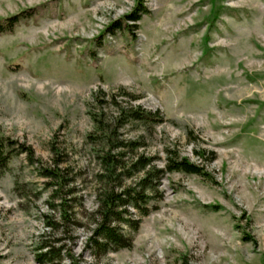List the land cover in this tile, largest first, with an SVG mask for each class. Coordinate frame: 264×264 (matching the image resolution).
<instances>
[{"label": "rangeland", "instance_id": "1", "mask_svg": "<svg viewBox=\"0 0 264 264\" xmlns=\"http://www.w3.org/2000/svg\"><path fill=\"white\" fill-rule=\"evenodd\" d=\"M21 13L0 33V137L32 158L0 169V264H47L37 260L50 194L40 173L54 152L76 189L80 224L64 243L77 264H264V0H0V20ZM123 93L163 123L116 130ZM94 114L157 168L169 149L204 173L164 174L137 231L121 227L131 248L100 258L87 246L105 147L88 139L102 136Z\"/></svg>", "mask_w": 264, "mask_h": 264}, {"label": "trees", "instance_id": "2", "mask_svg": "<svg viewBox=\"0 0 264 264\" xmlns=\"http://www.w3.org/2000/svg\"><path fill=\"white\" fill-rule=\"evenodd\" d=\"M145 13L143 5L138 7L126 18L132 22H137L140 16ZM24 18L23 13L0 20V33H9L16 23ZM120 28L119 23H115L110 28L111 31ZM128 99L125 106L116 103V115L110 119V123L116 130L124 124L133 122L151 128L163 123V118L159 111L149 112L140 107L130 104L137 100L128 93H123ZM114 97H111L113 100ZM113 104H115L113 102ZM99 117V118H98ZM93 115L96 131L102 135L96 141L95 135H89L88 139L95 144L104 143L105 147L95 151V160L98 171L94 175L95 181V209L89 213V218L93 227L91 235L87 240L88 249L96 258L104 257L109 252L120 249H130L132 239L126 236L121 227L125 226L132 232L138 229L139 220L149 215L151 209L148 207L150 192L157 194L158 200L162 195L158 193V186L161 177L166 173H183L196 176H204L203 168L189 162L179 156L175 150L165 149V165L159 169L155 165V157H147L137 154L136 149L140 144L136 141H126L118 139L115 129L110 132L103 126L101 115ZM15 143L0 137V169L7 167L10 160L17 154H26L28 159L32 158V151L24 145L15 147ZM56 161L52 167L41 169L40 175L50 183L47 184L49 190V213L44 215V228L46 233L39 237V247L37 260L40 263L61 264L63 257L70 260L71 264H77L67 249L66 240L72 242L73 228L80 223L73 212L72 203L75 201L76 189L70 186L71 181L64 169L59 167V153L54 152ZM128 155V156H127ZM208 155L207 161L213 160L212 153H197L203 158ZM137 176V177H135ZM135 177V179H134ZM129 180L128 183L126 181ZM135 211L138 220L132 218ZM52 215H51V214ZM58 214V220L54 215ZM63 237L51 239L55 235Z\"/></svg>", "mask_w": 264, "mask_h": 264}]
</instances>
